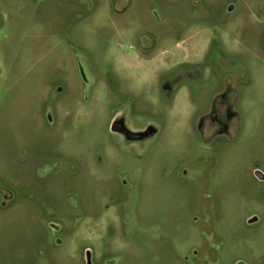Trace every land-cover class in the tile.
<instances>
[{"label": "rangeland", "instance_id": "1", "mask_svg": "<svg viewBox=\"0 0 264 264\" xmlns=\"http://www.w3.org/2000/svg\"><path fill=\"white\" fill-rule=\"evenodd\" d=\"M149 33L161 45L137 58L203 73L171 105L160 61L128 54ZM225 79L230 138L201 135ZM118 114L153 129L123 142ZM255 169L264 0H0V264H85L86 250L92 264H264Z\"/></svg>", "mask_w": 264, "mask_h": 264}, {"label": "flooded vegetation", "instance_id": "2", "mask_svg": "<svg viewBox=\"0 0 264 264\" xmlns=\"http://www.w3.org/2000/svg\"><path fill=\"white\" fill-rule=\"evenodd\" d=\"M122 12V10H115V13ZM153 34L149 33L145 35V37L148 38V41L151 39L153 40L150 43L136 42V44H134L133 46H129L131 52L129 51L128 54L130 56V59H133L135 62L139 60L152 61L155 59L160 61V68L163 69V76L161 78V93L169 100L171 105L174 104V102L181 100L182 93L180 94V92L183 86H186L184 87V90L191 91V85L193 83H201V81L203 80V73H201L202 70L193 68L190 64V61L188 60H184V64L181 59H173L174 63L168 62L170 60V56L162 60L161 57H158L160 53L152 57L137 58L136 56L138 52L143 54L152 52L156 53L158 51V47L159 45H161V39L159 35H157V38H155ZM158 40L159 44L156 45L155 43L158 42ZM182 71H185V73H183ZM183 77H186V79L183 80ZM207 82L209 81L207 80L206 83ZM235 83L236 82L234 80L225 79L224 83L218 84V89H216L214 92L211 91L209 93V99L207 100L204 109L197 116V130L199 134L202 135V129H206L207 135L211 138H230V129L233 125L232 119L235 118L236 114L238 115V113H235V111L233 110V103L237 101V93H235L237 90L235 88ZM229 96L233 97V102L229 99ZM145 135L146 134L143 132H139L137 134H128L125 132H122L120 134L116 133L117 137L128 144L138 143L140 140L146 137Z\"/></svg>", "mask_w": 264, "mask_h": 264}, {"label": "water", "instance_id": "3", "mask_svg": "<svg viewBox=\"0 0 264 264\" xmlns=\"http://www.w3.org/2000/svg\"><path fill=\"white\" fill-rule=\"evenodd\" d=\"M231 8H232L231 6L227 7V11H231L232 10ZM81 74H82V71H81ZM152 129H153L152 127H148L147 130L145 132H143V133L146 134L145 136H147L151 132ZM110 131H111V133H113L115 135H116V133L120 134L122 132H125V133H128V134H137V133H139V132H133L132 130H130L128 128V126L125 123L123 114H118V115H116V117L113 118V120L110 123ZM140 133H142V132H140ZM253 175L259 181H263L264 180L263 173L260 170H258V169L254 170ZM255 220H256V218L253 217V218L248 220V223H252ZM84 257H85V264H92V262H91V253H90L89 250L85 251V256Z\"/></svg>", "mask_w": 264, "mask_h": 264}]
</instances>
